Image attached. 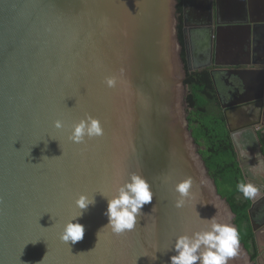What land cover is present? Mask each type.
I'll list each match as a JSON object with an SVG mask.
<instances>
[{
	"label": "water",
	"instance_id": "1",
	"mask_svg": "<svg viewBox=\"0 0 264 264\" xmlns=\"http://www.w3.org/2000/svg\"><path fill=\"white\" fill-rule=\"evenodd\" d=\"M238 1L243 18L234 24L242 33L264 27V3ZM176 4L0 0V264H169L175 238L205 230L213 216L236 228L189 129ZM252 72H261L247 78L260 90L254 100L264 93V69ZM109 76L118 78L115 88L105 86ZM86 116L103 135L69 141L71 124ZM56 119L65 129L52 127ZM133 173L149 183L153 200L134 229L115 235L104 227L99 192ZM189 177L191 199L176 208L175 185ZM82 193L96 203L74 221L84 226L83 239L65 244L58 234ZM229 264L254 262L239 243Z\"/></svg>",
	"mask_w": 264,
	"mask_h": 264
},
{
	"label": "clouds",
	"instance_id": "2",
	"mask_svg": "<svg viewBox=\"0 0 264 264\" xmlns=\"http://www.w3.org/2000/svg\"><path fill=\"white\" fill-rule=\"evenodd\" d=\"M117 83L116 76H109L104 80L108 88H115ZM52 127L62 130L65 129V124L61 119H56L52 122ZM102 135L103 128L100 122L91 116H86L71 124L67 138L73 143L80 144L84 143L86 138L92 139ZM241 154L246 155L247 153ZM191 187L190 177L175 185V192L178 193L175 201L176 208L184 207L187 200L191 199ZM237 191L247 200L256 199L260 195L259 188L251 183L240 182L237 185ZM99 193L107 201L103 215L107 217L108 222L104 227L110 228L115 235H121L134 229L143 206L150 204L153 200L151 186L142 175L135 173L130 174L127 180L117 184L110 191ZM95 203L94 195L89 194L82 193L74 199L72 208L75 214H71L62 222L58 234L60 241L65 244L68 242L75 244L83 239L84 226L74 221H78L89 206H94ZM207 221L208 227L205 230L195 231L190 235H179L175 238L171 249L175 254L169 257V264H229V260L237 255L240 243L238 230L234 226L218 222L214 216ZM156 251L152 254V260L157 259Z\"/></svg>",
	"mask_w": 264,
	"mask_h": 264
},
{
	"label": "flooded vegetation",
	"instance_id": "3",
	"mask_svg": "<svg viewBox=\"0 0 264 264\" xmlns=\"http://www.w3.org/2000/svg\"><path fill=\"white\" fill-rule=\"evenodd\" d=\"M211 4L212 7H210ZM241 7L240 1L234 3L233 0H188L185 10L183 6V34H186L184 24L195 20L203 26L207 25L202 31H206L204 35L208 36L210 33L220 35L221 30L224 28L214 29L213 26L216 25L217 21L231 24L242 20ZM196 14L199 16L196 17ZM240 30L242 33L241 27ZM204 69H208L212 75L218 103L222 109L228 130L229 125L226 115L230 120V126L233 128V134L247 147L246 155L241 154L242 148L239 147L245 180L247 178L251 184L259 185L260 195L251 200L248 212L250 221L252 218L255 227L260 232L257 239L254 235L258 254L253 262L254 264H264V155L259 140V134H264V93L261 91L263 95L252 100L253 96L260 95V90L251 89L247 78L254 73L244 66L228 68L209 66ZM255 135L258 137L260 146Z\"/></svg>",
	"mask_w": 264,
	"mask_h": 264
},
{
	"label": "trees",
	"instance_id": "4",
	"mask_svg": "<svg viewBox=\"0 0 264 264\" xmlns=\"http://www.w3.org/2000/svg\"><path fill=\"white\" fill-rule=\"evenodd\" d=\"M178 37L182 44L181 58L185 67L187 89V120L199 153L213 178L218 193L226 199L235 214L234 224L239 240L248 251L251 261L257 256L254 231L249 217L251 200L237 191L240 182L246 183L239 164L231 134L218 103L214 81L208 69L190 71L184 47L183 0H176ZM264 155V134H259Z\"/></svg>",
	"mask_w": 264,
	"mask_h": 264
},
{
	"label": "crops",
	"instance_id": "5",
	"mask_svg": "<svg viewBox=\"0 0 264 264\" xmlns=\"http://www.w3.org/2000/svg\"><path fill=\"white\" fill-rule=\"evenodd\" d=\"M257 1L264 3V0ZM256 5L258 4L255 0L252 1L251 6ZM221 23L224 24L212 25L214 29L224 28L218 36L211 33L208 36L204 35L206 31H202L207 25L203 26L199 21L191 20L186 27L184 25L190 50L187 66L193 67L190 71H200L209 66L221 68L244 66L252 71L264 69V27L255 30L250 28L247 36L246 33H241L239 24ZM227 26L229 27L226 28ZM253 73L259 75L260 72Z\"/></svg>",
	"mask_w": 264,
	"mask_h": 264
},
{
	"label": "rangeland",
	"instance_id": "6",
	"mask_svg": "<svg viewBox=\"0 0 264 264\" xmlns=\"http://www.w3.org/2000/svg\"><path fill=\"white\" fill-rule=\"evenodd\" d=\"M190 68H193L192 65H190ZM237 144L239 145V147L242 148L241 153H244V152L247 150V147H246L244 144H242V142L238 139V137H237ZM246 170H247V168H246ZM253 175H254V174H253ZM254 182H255V181H254ZM255 183H256V182H255ZM253 185H254V183H253ZM254 186H255V185H254ZM258 186H259V185L257 184L256 187L259 188Z\"/></svg>",
	"mask_w": 264,
	"mask_h": 264
},
{
	"label": "bare ground",
	"instance_id": "7",
	"mask_svg": "<svg viewBox=\"0 0 264 264\" xmlns=\"http://www.w3.org/2000/svg\"><path fill=\"white\" fill-rule=\"evenodd\" d=\"M258 167V166H257ZM257 167H256V170H257Z\"/></svg>",
	"mask_w": 264,
	"mask_h": 264
}]
</instances>
